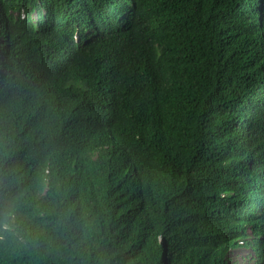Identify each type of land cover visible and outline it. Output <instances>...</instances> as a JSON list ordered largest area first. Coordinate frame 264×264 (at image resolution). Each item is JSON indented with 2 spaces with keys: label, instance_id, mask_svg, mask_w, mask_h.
I'll return each mask as SVG.
<instances>
[{
  "label": "trees",
  "instance_id": "16d2710c",
  "mask_svg": "<svg viewBox=\"0 0 264 264\" xmlns=\"http://www.w3.org/2000/svg\"><path fill=\"white\" fill-rule=\"evenodd\" d=\"M264 264V0H0V264Z\"/></svg>",
  "mask_w": 264,
  "mask_h": 264
},
{
  "label": "rangeland",
  "instance_id": "374dc122",
  "mask_svg": "<svg viewBox=\"0 0 264 264\" xmlns=\"http://www.w3.org/2000/svg\"><path fill=\"white\" fill-rule=\"evenodd\" d=\"M246 248H238L231 252L232 264H254V260L249 257Z\"/></svg>",
  "mask_w": 264,
  "mask_h": 264
}]
</instances>
